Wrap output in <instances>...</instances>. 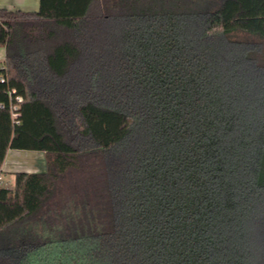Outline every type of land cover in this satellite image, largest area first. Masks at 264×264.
Segmentation results:
<instances>
[{
  "label": "trees",
  "instance_id": "obj_1",
  "mask_svg": "<svg viewBox=\"0 0 264 264\" xmlns=\"http://www.w3.org/2000/svg\"><path fill=\"white\" fill-rule=\"evenodd\" d=\"M0 47V170L47 166L0 264H264V0H40Z\"/></svg>",
  "mask_w": 264,
  "mask_h": 264
},
{
  "label": "crops",
  "instance_id": "obj_2",
  "mask_svg": "<svg viewBox=\"0 0 264 264\" xmlns=\"http://www.w3.org/2000/svg\"><path fill=\"white\" fill-rule=\"evenodd\" d=\"M39 7L40 0H0V8L9 10L37 11ZM5 57L6 49L0 47V67L5 65ZM46 168L44 151L10 149L0 170V176L3 180L14 181V173L17 171L45 172Z\"/></svg>",
  "mask_w": 264,
  "mask_h": 264
},
{
  "label": "rangeland",
  "instance_id": "obj_3",
  "mask_svg": "<svg viewBox=\"0 0 264 264\" xmlns=\"http://www.w3.org/2000/svg\"><path fill=\"white\" fill-rule=\"evenodd\" d=\"M10 178H11V177H10ZM4 181H5V182H4V185L11 186V185L13 184V180H12V179H10V180H9V179H7V180L5 179Z\"/></svg>",
  "mask_w": 264,
  "mask_h": 264
},
{
  "label": "built area",
  "instance_id": "obj_4",
  "mask_svg": "<svg viewBox=\"0 0 264 264\" xmlns=\"http://www.w3.org/2000/svg\"><path fill=\"white\" fill-rule=\"evenodd\" d=\"M1 67H2V66H1ZM2 80H4V79H2ZM14 116L17 117L18 114H17V113H14ZM4 182H5V181L3 180L2 176H0V185L4 184Z\"/></svg>",
  "mask_w": 264,
  "mask_h": 264
}]
</instances>
